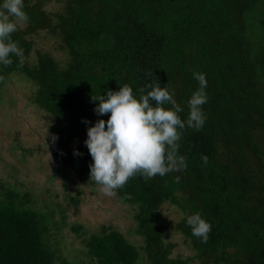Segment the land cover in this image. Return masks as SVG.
Wrapping results in <instances>:
<instances>
[{
	"label": "trees",
	"instance_id": "1",
	"mask_svg": "<svg viewBox=\"0 0 264 264\" xmlns=\"http://www.w3.org/2000/svg\"><path fill=\"white\" fill-rule=\"evenodd\" d=\"M23 5L28 19L12 34L24 50L23 64L12 56L11 65H0V90L13 76L35 87L28 101L56 137L51 157L89 187L100 189L90 180L82 120L108 119L95 115L92 95L128 84L138 98L140 89L146 94L149 85L167 84L186 120L187 101L198 88L192 74L201 72L208 102L203 128L180 130L186 170L147 182L136 174L117 189L116 201L131 221L126 231L70 224L78 212L57 193L22 194L0 181V264H264V0ZM41 34L62 56L38 47ZM69 199L76 208L81 203ZM165 205L181 214L173 228ZM195 212L211 224L206 243L186 224ZM172 234L181 236L188 256L175 255Z\"/></svg>",
	"mask_w": 264,
	"mask_h": 264
},
{
	"label": "clouds",
	"instance_id": "2",
	"mask_svg": "<svg viewBox=\"0 0 264 264\" xmlns=\"http://www.w3.org/2000/svg\"><path fill=\"white\" fill-rule=\"evenodd\" d=\"M23 6V0H0V65L4 67L13 63L12 56L23 64L24 50L12 39L18 22L28 19ZM192 75L198 81V88L187 101L186 120L181 119L179 114L183 108L167 84L163 87L149 85L151 90L146 94L140 89L142 94L138 98L128 84L120 86L118 91L106 90L101 95H92L95 115H107L108 119H97L94 123L82 120L87 126L84 145L92 158L90 180L106 196H117V189L136 174L147 182L156 175L163 177L187 169L186 158L178 154L180 130L185 127L201 130L206 121L202 106L208 102L206 75L201 72ZM165 104L171 107L165 108ZM52 139L55 141L56 137ZM74 155L81 153L74 151ZM201 159L205 164L208 162L207 156L202 155ZM175 180L179 182L180 177L176 176ZM186 224L193 236L202 243L207 242L211 224L200 212L188 215Z\"/></svg>",
	"mask_w": 264,
	"mask_h": 264
},
{
	"label": "rangeland",
	"instance_id": "3",
	"mask_svg": "<svg viewBox=\"0 0 264 264\" xmlns=\"http://www.w3.org/2000/svg\"><path fill=\"white\" fill-rule=\"evenodd\" d=\"M23 24L24 21L18 22ZM35 38L39 48L53 49L55 56H62L48 36ZM34 89L27 80L13 76L0 90V181L22 194L57 193L62 202L78 212L68 217L70 224L79 222L92 229L108 224L126 231L131 223L125 213L127 208H121L115 197L83 183L73 171H65L51 157L53 136L49 123L28 101ZM69 197L81 199L77 208ZM164 210L173 228L182 219L181 214L169 205ZM171 237L178 244L175 255L186 257L191 253L181 236Z\"/></svg>",
	"mask_w": 264,
	"mask_h": 264
}]
</instances>
